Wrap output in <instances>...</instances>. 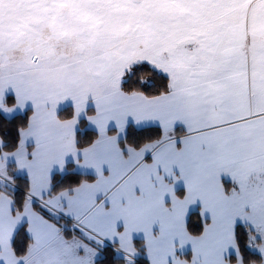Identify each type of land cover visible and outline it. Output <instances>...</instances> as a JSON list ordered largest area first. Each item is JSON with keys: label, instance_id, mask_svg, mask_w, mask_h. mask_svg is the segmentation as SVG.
Segmentation results:
<instances>
[{"label": "snow or ice", "instance_id": "6c2138e0", "mask_svg": "<svg viewBox=\"0 0 264 264\" xmlns=\"http://www.w3.org/2000/svg\"><path fill=\"white\" fill-rule=\"evenodd\" d=\"M0 264H264V0H0Z\"/></svg>", "mask_w": 264, "mask_h": 264}]
</instances>
